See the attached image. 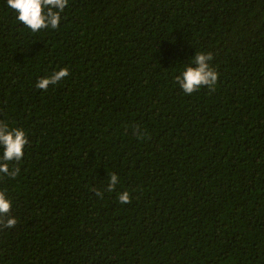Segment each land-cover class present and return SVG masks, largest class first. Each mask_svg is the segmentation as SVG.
Masks as SVG:
<instances>
[{"label":"trees","instance_id":"obj_1","mask_svg":"<svg viewBox=\"0 0 264 264\" xmlns=\"http://www.w3.org/2000/svg\"><path fill=\"white\" fill-rule=\"evenodd\" d=\"M16 16L0 0V120L29 139L0 177V264H264V0H69L38 33ZM199 52L219 80L186 95Z\"/></svg>","mask_w":264,"mask_h":264},{"label":"clouds","instance_id":"obj_2","mask_svg":"<svg viewBox=\"0 0 264 264\" xmlns=\"http://www.w3.org/2000/svg\"><path fill=\"white\" fill-rule=\"evenodd\" d=\"M69 0H7V6L17 13L16 19L33 33H38L49 28L56 30L61 24V13L68 6ZM214 59L211 52L196 53L191 64L176 78L177 83L186 95H192L202 87L214 91L219 80V73L210 61ZM70 76L67 67L54 71L50 76L41 77L36 82V88L47 91L50 86H55ZM137 138H143L145 132L137 126L134 129ZM29 145L26 131L21 127H10L0 120V177L15 179L20 168L17 166L24 158L25 149ZM115 173L108 177L106 191L113 192L119 182ZM96 196L103 199L104 190L92 188ZM120 204H130V194L125 191L118 196ZM13 201L8 197L6 189H0V231L14 228L18 220L11 215Z\"/></svg>","mask_w":264,"mask_h":264}]
</instances>
